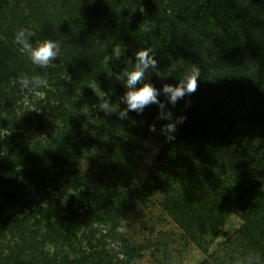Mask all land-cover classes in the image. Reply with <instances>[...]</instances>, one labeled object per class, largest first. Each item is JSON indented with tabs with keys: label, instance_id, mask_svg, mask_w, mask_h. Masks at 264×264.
Wrapping results in <instances>:
<instances>
[{
	"label": "trees",
	"instance_id": "1",
	"mask_svg": "<svg viewBox=\"0 0 264 264\" xmlns=\"http://www.w3.org/2000/svg\"><path fill=\"white\" fill-rule=\"evenodd\" d=\"M77 1L84 5L83 9L87 11L84 19L89 24V19L96 16L99 20V13L104 9H123L122 6L131 1L137 7L145 5L140 0H109L111 3L107 0ZM51 2L52 0H0V32L7 31L11 34L10 30L20 17L23 24L31 22L34 24L32 29L41 28L42 33L37 13L47 9ZM159 2L164 7L155 10L153 15L144 14L141 8H136L129 15H122L123 19H118L116 15L114 19H110L114 28L108 29L107 36L104 32L94 36V29L82 25L74 28L58 27L60 39L58 41L55 36L54 38L60 44V54L56 58L68 63V58L76 57L77 49L83 45L88 50V53L84 52L88 60L82 62L86 65V70L81 76L71 77L66 84L55 81L54 91L46 90L43 101L35 100L40 105L38 108L42 109L44 105L41 104L45 103L56 113L61 123L57 135L65 138L66 144L53 142L43 152L36 151L35 156L29 153L34 159L28 170H33V173L37 170V174L48 172L63 160L62 154L79 155L85 145L91 142L89 136L86 139H72V133L79 130L82 124L74 119L75 111L71 112V96L75 94L70 95V92L73 88H79L80 84V89L85 94L88 82L100 78L103 70H106L101 58L104 57L103 51H106L108 43L124 40L131 44L135 52L139 48L149 47L154 52L157 66L155 69L149 68L142 83H150L160 89L164 84H176L193 68L199 69L200 76L196 92L181 100L188 106L185 105L183 115L187 118L182 123L180 133L157 154L154 165L151 166L154 175L148 179L152 181L156 177L157 182L161 179V183L166 186L164 192L170 190L171 196L163 207L194 240H200V237H196L198 233V236L213 235L224 224L226 216L236 213L240 219L233 235L237 246L234 250L225 252L226 264H241L250 254L257 255L259 263L264 264V0ZM99 8L103 9L99 11ZM149 20L153 22L154 31L148 36L140 37L139 35H144L141 31L143 24L146 25ZM113 31L116 33L113 34ZM137 36L143 41L138 43V38L133 40ZM5 51L7 55L0 52V124L5 127L8 125L14 132L9 141L4 137L0 138L4 145L12 144L7 147L8 153L5 156L0 155V163H9L7 156L11 155L10 149L13 148L15 156L19 150H27L30 144L17 140L20 135L16 130L20 125L16 119L19 122H29L33 118L40 119L42 114L37 106L29 110L23 103H18L20 99L15 96V84L23 76H50L47 72L43 74L41 67L32 64L19 52ZM134 54L132 66L135 62ZM108 77L109 83L100 88L105 93L102 99L110 101L113 97H118L125 87L124 79ZM53 78L56 79L55 76ZM60 85L63 88H59ZM139 86L138 84L137 87ZM246 94L248 97L253 96V101L246 105L240 116L247 118L253 125L237 129L238 113L245 105L243 98ZM158 99L168 106L163 94ZM157 113L158 107L155 104L146 106L141 114L131 111L130 115L136 121L132 122L134 133L127 139L128 146H121L117 139L112 143L120 150L124 164H129L132 154L141 150L144 133L140 134L139 129H147ZM85 124L89 126L88 123ZM236 141L250 153L249 161L252 162V167H245L240 171L242 173L237 172L239 159L236 157ZM255 143L258 147L254 149ZM260 148L263 150L259 151ZM119 150L114 153L118 155ZM14 164L11 163L7 170L11 171ZM253 171L256 174L254 179ZM250 174L251 178L248 177ZM15 178L16 176L11 182H15ZM67 181L74 185V190H77V186L80 187L72 194L70 206L77 197L88 201L91 206V198L95 194L88 189L84 177L74 173L68 176ZM174 182L176 184L173 185ZM8 192L11 194L13 191L0 178V197L6 198V195L9 196ZM14 201L17 202V198ZM19 206L21 209L16 213L14 209H7L3 201L0 202V260L4 262L23 256L24 249L29 251L36 246L38 231L48 236L54 230L51 227L55 223L60 226L55 227L59 231L54 243L67 238V227L62 224L63 221L59 219L61 213L56 212L55 208L36 210V216H33L34 209L25 213L23 207ZM7 234L9 239L13 237V243L3 247L1 240ZM15 237L22 238V243ZM9 247L12 249L11 255L7 256L4 252ZM131 250L134 251L132 247ZM45 254L42 256L45 259L42 263L48 264ZM201 264L214 263L206 259Z\"/></svg>",
	"mask_w": 264,
	"mask_h": 264
},
{
	"label": "rangeland",
	"instance_id": "2",
	"mask_svg": "<svg viewBox=\"0 0 264 264\" xmlns=\"http://www.w3.org/2000/svg\"><path fill=\"white\" fill-rule=\"evenodd\" d=\"M141 1L145 3L143 7H137L131 1L132 3L122 6L123 9L119 8L115 11L112 8L108 11L106 9L101 11L103 8H99L101 11L99 20L96 16L89 19V24L88 20L84 19L87 17V14H84L87 11L83 9L84 5L77 0H59L60 3L52 0L47 5V9H42L40 13H37L42 33L41 28L33 30L34 24L31 22L23 24V20L18 17L15 26L10 30L11 34L7 31L0 32V52L4 55L7 49L19 52L28 59L21 46L15 42V34L19 29H27L33 33L29 37V43L35 47L37 42L44 39L55 40L54 36L59 41V28H74L82 25L91 30L94 29V36L101 35L103 32L107 36L108 29L114 28L110 19H114L116 15L118 19H123L122 15H129L135 12L136 8H141L144 14L153 15L155 10L164 7L159 0ZM152 26L154 25L151 20L146 25L143 24L141 31L144 35L139 36L150 35L154 31ZM115 33L113 31V34ZM137 38L138 43L140 40L143 41L138 36L133 40ZM84 52L88 53V50L82 45L77 49L76 57L68 58V63L56 58L52 66L42 68L43 74L47 72L50 75L44 77L49 85L46 90L54 91L55 81L59 84H66L71 77L81 76V73L86 70V65L82 62L88 60ZM118 52L119 55H117ZM134 52L131 44L124 40L110 41L106 51H103L104 57L101 58L106 70H103L100 78L88 82V90L85 94L81 91L80 84L79 88L71 90L70 95L75 94L71 96L73 100L71 112L75 111L74 119L82 124L79 130L72 133V139H86L89 136L91 142L85 145L79 155L76 153L66 156L62 154L64 158L57 167L45 173L37 174V170H34L36 171L34 173L31 172L33 170H28L34 159L29 153L35 156L36 151L43 152L44 148L53 142L62 144L65 142L66 144V139L57 135L61 126L60 120L47 104H41L44 105L43 110L38 108L40 105L35 100L43 101V98H37L32 90L21 88L18 82L15 84V96L20 99L18 103H23L29 110L37 106L39 113L42 114L40 119L34 120L33 118L29 122H19L18 118L16 119L17 124L20 125L16 130V133L20 135L17 136V140L30 144L27 150H19L15 156H13V148L10 149L11 155L7 156L9 163H4V161L0 163V178L6 181L13 191L11 194L8 192L9 196L6 195V198L0 197V202L3 201L7 209H14L16 213L21 209L19 205L23 207L25 213L34 209L33 216H36V210L55 208L56 212L61 213L59 219L63 221L62 224L67 227V238L61 239V242L57 240L55 242L57 244L54 243L59 231V228H55L59 224L55 223V226L51 227L54 230H51L48 236L38 231L36 246L29 251L27 248L24 249L23 256L5 262L0 260V264H43L42 261L45 259L42 256L45 252H47L45 256L48 257V264H201L206 259L214 264H220L222 261V264L228 263L224 254L226 251L234 250L237 246L233 235L240 224L239 216L236 213H230L226 216L224 224L220 225L213 235L198 236V233L196 237H200V240H194L163 207L168 197L171 196L170 190L164 192L166 186L161 183V179L159 182L156 177L152 181L148 179L154 175L151 166L154 165L155 157L170 142L166 141L160 133L161 127L169 121L158 120L156 115L151 123L156 126L155 132L150 131L149 126L147 129H139L140 134L144 133L141 150L132 154L133 157L129 164L121 161L123 157L120 155V150L112 144L117 139L120 140L121 146H128L127 139L134 133L131 127L136 118L130 115L131 111L127 119L121 120L116 115V112L126 107L120 102V98L126 91L125 88H122L118 97L110 100L116 112L106 114L100 110L98 105L106 100L102 99L105 93L100 87L109 83L108 76L111 79L115 77L121 80L125 70H132L134 66L131 65V61H133ZM105 71L107 74H104ZM148 71L149 69L146 72ZM54 76L56 79L53 78ZM59 88L63 86L60 85ZM243 101L245 105L238 113L237 129H245L253 125L247 118L240 116L246 109V105L253 101V96L248 97L246 94ZM185 105L184 101L179 100L175 107L171 105L167 107L175 117L184 114ZM181 128L182 124H178L175 137L178 136ZM3 131L9 133L4 136V139L9 141L14 131L9 129L8 125L5 127L0 124V132ZM235 143L237 145L236 157L239 159L237 172L242 173L240 171H243L245 167L247 169L252 167V162L249 161L250 153L244 150L241 143L237 141ZM9 145L6 146L0 142V155L5 156L8 153ZM255 147H258L257 143L254 144V149ZM117 150H119L118 155L114 153ZM11 163L15 164L10 171L7 169ZM254 171L252 179L256 175ZM74 173L81 174L87 181L90 192L95 194V197L91 198V206L88 201L79 199L77 195L70 206L72 194L80 188L77 186V190H74V185L67 181L68 176ZM14 176H16L15 182H11ZM248 177L251 178V174ZM15 198L17 202L14 201ZM41 229L44 231L43 226ZM9 237L7 234L2 238L3 247L13 243V237L12 240ZM15 238L22 243V238ZM11 250L9 247L4 253L9 256Z\"/></svg>",
	"mask_w": 264,
	"mask_h": 264
},
{
	"label": "clouds",
	"instance_id": "3",
	"mask_svg": "<svg viewBox=\"0 0 264 264\" xmlns=\"http://www.w3.org/2000/svg\"><path fill=\"white\" fill-rule=\"evenodd\" d=\"M32 35L33 33L27 29H19L15 34V42L21 46L22 51L27 55L32 64L41 68L52 66L56 57L60 54L59 42L44 39L37 42L36 46L33 47L29 43V37ZM117 55H119V52ZM134 56L135 64L132 70H125L123 72L126 91L120 98V102L126 105V107L116 112L115 106L108 100L100 103L98 107L106 114L116 112L118 118L123 120L128 118L130 111L141 114L146 106L155 104L158 107L157 119L169 121L161 127L160 133L165 137L166 141L174 140L177 125L182 124L187 117L184 115L174 117L173 112L169 110L166 103L158 99V97L163 94L167 105L175 107L179 100L196 92L200 71L198 68H193L176 84H164L160 89H156L150 83H142L146 71L149 68L155 69L157 66L153 50L149 47H142L135 52ZM18 83L21 88L34 91V95L41 99L45 97V90L49 87L47 79L40 76H23L19 78ZM138 84L140 85L139 87H137ZM149 130L155 132L156 126L154 124L150 125ZM8 134L6 131L0 132V138ZM241 264H259V257L254 254L247 255L241 261Z\"/></svg>",
	"mask_w": 264,
	"mask_h": 264
}]
</instances>
